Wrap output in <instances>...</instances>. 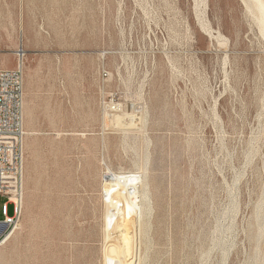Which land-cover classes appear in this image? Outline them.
<instances>
[{"label":"rangeland","instance_id":"obj_1","mask_svg":"<svg viewBox=\"0 0 264 264\" xmlns=\"http://www.w3.org/2000/svg\"><path fill=\"white\" fill-rule=\"evenodd\" d=\"M249 6L0 0L24 132L23 212L0 264H106L104 175L125 172L146 184L132 248L120 222L110 238L131 264H264V37Z\"/></svg>","mask_w":264,"mask_h":264},{"label":"built area","instance_id":"obj_2","mask_svg":"<svg viewBox=\"0 0 264 264\" xmlns=\"http://www.w3.org/2000/svg\"><path fill=\"white\" fill-rule=\"evenodd\" d=\"M23 135V73L17 63L15 68L0 69V197L4 198L0 208V247L18 228L23 212ZM133 173L136 174L125 172V176ZM137 183L127 182L124 192L135 194Z\"/></svg>","mask_w":264,"mask_h":264},{"label":"bare ground","instance_id":"obj_3","mask_svg":"<svg viewBox=\"0 0 264 264\" xmlns=\"http://www.w3.org/2000/svg\"><path fill=\"white\" fill-rule=\"evenodd\" d=\"M246 2L248 5L252 7V10L255 11L257 15L256 20L258 21L259 29H260L259 33H261V35L264 37V0H246ZM18 51L20 52V50H17L16 54H18V56L20 57L21 53H19ZM136 174L133 173L132 175L125 176V175H116L115 173H106L104 175L105 184L103 190L104 192H106L105 200H104L105 202L104 239H107V244L104 249V260L106 264H107V260L112 261V263L110 264H131L130 262H128L129 259H126L124 256L125 255L124 245L128 249L132 248L131 228L133 227L131 226L136 218L140 219L142 210H144L145 208V201H146V193H145L146 184L144 177L141 173H136ZM121 179H123L122 182L119 181ZM134 180H136L139 183V184L137 183L136 193L127 195L124 192V186L126 185L127 182L131 183ZM118 218H120V220L117 221ZM119 222L121 223V228L118 230L120 231V233L117 234H119L121 236L120 238L124 241L123 246L121 244L119 245L118 242L111 241L110 239L112 238L113 233L116 232L113 230V228H115ZM110 223L111 225L109 226ZM1 256L2 255L0 253V259ZM124 259H126L125 262L123 261Z\"/></svg>","mask_w":264,"mask_h":264}]
</instances>
